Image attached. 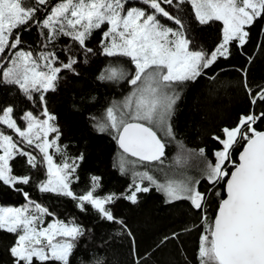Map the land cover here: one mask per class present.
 Wrapping results in <instances>:
<instances>
[{
    "label": "snow or ice",
    "instance_id": "1",
    "mask_svg": "<svg viewBox=\"0 0 264 264\" xmlns=\"http://www.w3.org/2000/svg\"><path fill=\"white\" fill-rule=\"evenodd\" d=\"M188 3L200 25L222 22L221 40L213 50L193 49L186 25L168 10L179 13ZM142 4L146 7L131 5L129 0H57L55 4L32 0L31 5L27 0H0V86L17 87L33 105L18 118L23 127L13 117L12 106L0 109V184L26 201L21 207H0V231L16 236L9 248L13 264H72L86 231L74 219L56 218L20 187L33 184L34 179L32 173L15 174L11 161L17 157L24 158L26 168L43 170L46 179L35 181L40 193L71 199L81 212L90 206L100 219L124 230L125 222L108 207L120 199L136 204L140 193L154 188L165 203L187 201L192 210L204 213L209 193L221 197L214 189L223 183L226 196L220 199L214 220L209 224L206 214L201 216L205 227L199 238V264H264V131L254 127L264 119V111L242 114L234 126L223 127L221 135L213 136L220 145L213 151L214 162L204 148L194 151L178 144L181 155L175 158L176 166L183 168L190 158H199L200 179L182 174L179 179L161 181L148 170H136L144 163L163 164L165 138L175 140L171 120L180 86L206 75L220 59H229L233 45L243 54L251 29L264 21V0H142ZM41 10L45 11L43 18L38 17ZM162 19L177 27L162 23ZM105 25L99 42L101 54L126 57L134 65L132 74L113 66L100 73V81L127 79L132 91L108 106L102 117H91L94 129L112 135L122 150L115 166L121 174L131 171L132 183L119 195H97L98 176L90 178L88 190L77 193L73 189L84 156L69 155L68 146L61 144L58 117L49 110L46 98L58 90L63 73L79 75L77 65L87 63L94 54L88 41ZM32 26L43 37L38 52L23 46L20 30ZM62 38L69 43L57 48ZM260 47L264 50V45ZM240 71L250 104L254 108L264 103V86L254 91L247 81V69ZM242 141L236 162L233 151ZM201 180L209 185L204 192L199 190ZM46 218L51 222L46 223ZM178 235L173 233L172 238ZM92 264L104 262L94 258Z\"/></svg>",
    "mask_w": 264,
    "mask_h": 264
},
{
    "label": "trees",
    "instance_id": "2",
    "mask_svg": "<svg viewBox=\"0 0 264 264\" xmlns=\"http://www.w3.org/2000/svg\"><path fill=\"white\" fill-rule=\"evenodd\" d=\"M57 0H51L55 4ZM32 0H27L31 5ZM131 5L140 4L132 0ZM50 10V9H49ZM174 15L178 14L187 27L188 36L193 40V49L211 51L220 42L222 22L215 21L200 25L194 18L190 3L183 6V11L177 13L168 9ZM45 11L38 13L43 18ZM169 26L177 27L162 19ZM107 28L93 33L88 46L94 49V54L88 57V62L77 65L78 76L63 73L58 90L47 94L49 110L58 117V123L63 133L61 144L68 146L71 156L83 154L84 160L78 169L79 182L73 185L77 193L90 188V178L100 177V188L97 195L125 193L132 183V174H121L117 165L122 153L116 141L109 133H100L94 129L91 117L100 118L113 102L122 101L132 91L127 79L118 81H100L98 76L107 67H122L126 73L134 72V65L126 57H107L101 54L99 42L102 32ZM264 21L257 23L251 29L250 40L243 49V54L235 45L229 59H220L213 68L206 70V75L180 86V99L175 106L171 124L175 140L167 138L164 165H168L177 173L200 179L202 161L197 157L189 159L188 164L178 168L175 158L181 155L178 144L183 143L188 150H206V155L213 160V151L220 147L213 139L221 135L223 127L234 126L242 114L250 111H264V103H258L254 108L243 87V73L247 69V81L255 91L258 86H264ZM23 46L33 52L41 50L43 37L39 29L32 26L20 30ZM69 43L61 39L57 48ZM61 59L63 54L61 53ZM251 57L252 62L248 63ZM215 76V79L212 77ZM94 98V99H93ZM12 106L13 117L19 118L24 110L32 109L33 105L26 101L17 87L0 86V109ZM2 114V112H0ZM21 125L22 122L19 121ZM24 126V125H23ZM258 131L264 130V119L254 125ZM242 142L233 151V159L238 161V153ZM59 163V157L54 158ZM15 174H33L34 183L21 185L33 200L49 208L60 220H75L85 228V235L78 242L72 258V264H92L94 258L102 259L104 264H199V238L204 231L201 216L208 218V223L218 209L219 201L224 197V184L216 186L214 191H220L221 197L209 193L204 213L194 211L187 201L173 204L164 202V197L154 188L148 193L138 195V203L120 199L115 204L108 205L114 215L125 222L127 230L119 224L100 219L98 214L88 206L87 212H81L71 199L52 194H42L35 187V181L46 179L43 170H31L24 166V158L17 157L11 161ZM230 170V168H229ZM147 186V183L145 182ZM209 185L201 180L199 190L204 192ZM26 203L24 197L0 184V205L21 206ZM51 218H46L50 220ZM190 228V231H185ZM131 232V236L128 235ZM178 233V238H172ZM165 237L167 241L161 243ZM16 236L6 231H0V264H13L9 248Z\"/></svg>",
    "mask_w": 264,
    "mask_h": 264
},
{
    "label": "rangeland",
    "instance_id": "3",
    "mask_svg": "<svg viewBox=\"0 0 264 264\" xmlns=\"http://www.w3.org/2000/svg\"><path fill=\"white\" fill-rule=\"evenodd\" d=\"M132 0H129V3L131 2ZM140 4L138 5H134V6H140V7H146L145 5L142 4V0H138ZM162 23L166 24L165 22L162 21ZM168 25V24H167ZM169 26V25H168ZM173 27V26H171ZM175 28V27H174ZM107 29V28H106ZM105 29V30H106ZM19 123V122H18ZM23 127V125H21ZM11 134V133H9ZM160 135H163L162 133H159ZM167 139V138H165ZM243 142V141H242ZM241 142V143H242ZM121 155V154H120ZM119 155V156H120ZM119 159V157H118ZM131 159H135V158H131ZM137 171H145V170H148L150 171L151 174H153L154 176H156L158 179H160L161 181H163L165 178H168V177H171V178H181L179 176L177 177H172V175L176 174L177 172L172 169L171 167H168V165H164V164H159V163H152V164H147V163H144L142 165H138L137 168H136ZM230 171V170H229ZM131 172V171H130ZM147 183V181H145ZM146 186V185H145ZM23 206V205H21ZM21 206H14V205H0V207H21ZM48 222H51V219L50 220H46V223Z\"/></svg>",
    "mask_w": 264,
    "mask_h": 264
},
{
    "label": "water",
    "instance_id": "4",
    "mask_svg": "<svg viewBox=\"0 0 264 264\" xmlns=\"http://www.w3.org/2000/svg\"><path fill=\"white\" fill-rule=\"evenodd\" d=\"M261 131H264V130H261ZM118 147H119V146H118ZM120 150H121V149H120ZM121 151H122V150H121ZM240 151H242V148L240 149ZM240 151H239V152H240ZM238 157H239V153H238ZM238 162H239V161H238ZM230 171H231V170H230ZM224 193H225V192H224ZM225 196H226V193H225L224 197H225ZM224 197H223V198H224ZM216 212H217V211H216ZM215 215H216V214H215ZM214 218H215V216H214ZM214 218H213V220H214Z\"/></svg>",
    "mask_w": 264,
    "mask_h": 264
}]
</instances>
